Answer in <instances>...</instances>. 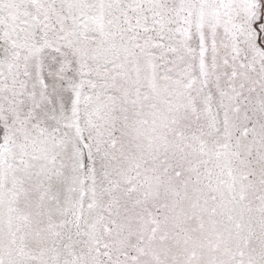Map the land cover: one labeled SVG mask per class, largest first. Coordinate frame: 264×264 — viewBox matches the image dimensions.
Wrapping results in <instances>:
<instances>
[{"label": "snow or ice", "instance_id": "6c2138e0", "mask_svg": "<svg viewBox=\"0 0 264 264\" xmlns=\"http://www.w3.org/2000/svg\"><path fill=\"white\" fill-rule=\"evenodd\" d=\"M0 264H264V0H0Z\"/></svg>", "mask_w": 264, "mask_h": 264}]
</instances>
